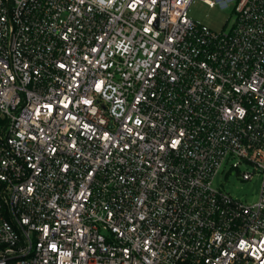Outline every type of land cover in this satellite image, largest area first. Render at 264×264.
<instances>
[{
  "label": "built area",
  "instance_id": "2783aa9c",
  "mask_svg": "<svg viewBox=\"0 0 264 264\" xmlns=\"http://www.w3.org/2000/svg\"><path fill=\"white\" fill-rule=\"evenodd\" d=\"M191 1L0 0V264H264V0Z\"/></svg>",
  "mask_w": 264,
  "mask_h": 264
},
{
  "label": "rangeland",
  "instance_id": "374dc122",
  "mask_svg": "<svg viewBox=\"0 0 264 264\" xmlns=\"http://www.w3.org/2000/svg\"><path fill=\"white\" fill-rule=\"evenodd\" d=\"M188 14L193 20L206 24L218 32L229 29L236 17L233 4L226 7L219 4L211 6L203 0H192ZM234 161L235 159H230L223 163L213 179V186L230 192L236 198L253 203L259 197L261 179L258 175L252 179H242L236 168L232 167ZM240 167L241 170L247 169L245 164Z\"/></svg>",
  "mask_w": 264,
  "mask_h": 264
}]
</instances>
